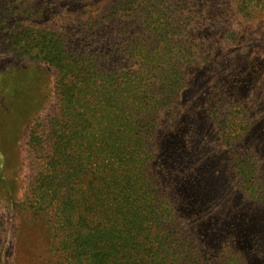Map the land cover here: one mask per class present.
Here are the masks:
<instances>
[{"label": "trees", "instance_id": "obj_1", "mask_svg": "<svg viewBox=\"0 0 264 264\" xmlns=\"http://www.w3.org/2000/svg\"><path fill=\"white\" fill-rule=\"evenodd\" d=\"M12 3L0 0L5 47L52 72L50 106L26 135L41 161L29 187L46 249L33 264H240L239 241L226 239L228 251L214 258V243L187 234L175 193L159 190L148 161L160 111L182 79L177 59L190 55L174 37L175 5L27 0L18 11Z\"/></svg>", "mask_w": 264, "mask_h": 264}, {"label": "rangeland", "instance_id": "obj_2", "mask_svg": "<svg viewBox=\"0 0 264 264\" xmlns=\"http://www.w3.org/2000/svg\"><path fill=\"white\" fill-rule=\"evenodd\" d=\"M26 1L10 0L18 11ZM169 2L174 37L190 55L177 59L182 79L160 111L149 164L157 168L159 190L175 193L177 215L193 240L214 243V258L228 251L226 239L237 240L240 264H264V0ZM1 31L0 264H33L46 249L29 187L41 161L28 152L26 135L50 106L52 72L11 53Z\"/></svg>", "mask_w": 264, "mask_h": 264}]
</instances>
